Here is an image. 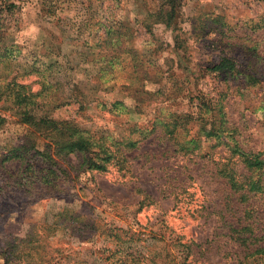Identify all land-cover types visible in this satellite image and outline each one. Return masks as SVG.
I'll use <instances>...</instances> for the list:
<instances>
[{"label":"rangeland","instance_id":"374dc122","mask_svg":"<svg viewBox=\"0 0 264 264\" xmlns=\"http://www.w3.org/2000/svg\"><path fill=\"white\" fill-rule=\"evenodd\" d=\"M262 20L264 0H0V84H53L35 99L114 156L55 154L50 188L4 160L48 139L0 98V264H264V234L229 231L239 198L218 173L236 146L264 158ZM250 201L264 229V192Z\"/></svg>","mask_w":264,"mask_h":264},{"label":"trees","instance_id":"16d2710c","mask_svg":"<svg viewBox=\"0 0 264 264\" xmlns=\"http://www.w3.org/2000/svg\"><path fill=\"white\" fill-rule=\"evenodd\" d=\"M171 16L172 14L170 13L169 18ZM262 21L264 24V20ZM166 24L169 25V22H166ZM234 66V62L229 57L224 56L210 69L220 71L233 69ZM15 86L19 88L16 89L14 88ZM41 86L42 92L43 89H49L53 84H41ZM24 87L22 84H0V98L4 95L8 99L10 98V102L16 107L20 122L27 123L36 128H42L41 131H45V137L48 141L43 143L41 148H37L35 140L26 137L23 141L24 143L21 142L18 146H13V148L5 152L4 160L19 159L27 170L30 169L29 173H37L39 171L38 173L41 176L42 182L50 188L56 187L59 179V175L56 173L58 168H55L56 170L52 168L53 165H57L53 157L55 154L62 152H82L84 154L83 164L87 168L99 171L106 170V163H109L114 157L113 154L108 152L102 144H97L95 140H92L88 131L78 129L77 125L72 121L59 120L50 116L47 108L51 103L52 105H56L58 103L56 100H48L47 103L43 101L42 104L39 99H35L41 96V92L22 91ZM207 119L209 121V117ZM202 130L206 136L214 135L210 127L203 126ZM123 139L126 141L123 142L125 149H133L137 146V139L130 137ZM26 145L30 147L25 148L24 146ZM96 146L104 147L100 162L88 156L91 153V149ZM22 147L23 149L21 150ZM234 152L238 155L237 161L231 165H223L218 169V173L231 194L236 197V200L239 198L238 203L240 202L235 206H232L231 203L233 202H230V200L226 203L228 206L231 205L234 208V212L237 213L236 221L228 222L229 231L234 233L233 237L235 240H239L242 244L248 246L254 240H262L264 234L263 224L260 226L258 222L263 217L253 216L256 210L254 209V203L250 201L258 193L264 192V158L261 152L246 153L237 146L234 148ZM120 155H123V153L120 152ZM38 162H40L39 165ZM43 164L44 166H42ZM252 171H259L260 177L257 179L246 177V173ZM241 203L243 205H240ZM248 240L251 241L247 242ZM254 252L264 253V246L256 245Z\"/></svg>","mask_w":264,"mask_h":264}]
</instances>
